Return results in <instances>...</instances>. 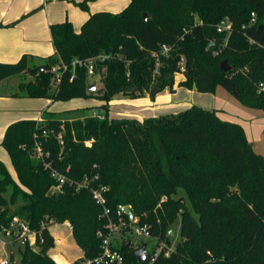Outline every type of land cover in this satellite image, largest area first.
<instances>
[{
    "label": "trees",
    "instance_id": "obj_1",
    "mask_svg": "<svg viewBox=\"0 0 264 264\" xmlns=\"http://www.w3.org/2000/svg\"><path fill=\"white\" fill-rule=\"evenodd\" d=\"M90 1L79 4L86 8ZM224 19L231 29L219 31ZM51 31L54 54L38 62L31 55L0 62V81L22 75L12 96L53 102L97 98L105 113L79 119L67 117L77 109L48 112L43 121L8 126L1 144L17 179L0 160V229L12 231L19 217L38 232L42 248L54 247L49 226L69 220L78 246L87 257H97L102 252L97 231L106 224L91 190L99 186L107 188L108 207L130 206L153 235L169 242L170 225L181 215L175 251L155 264H264V156L254 151L241 124L199 105L144 120L109 114L117 94L155 99L173 90L182 58L185 79L179 86L212 92L221 85L245 106L264 111V0H131L120 12L91 14L79 31L69 20ZM212 41H219L214 52ZM101 53L110 57L99 62L103 85L97 90H89L85 68L74 79L67 72L58 85L51 73L40 71ZM224 59L232 69H221ZM36 142L49 153L44 159L34 157ZM53 170L78 182L88 178L89 187L67 182L54 189ZM127 243H115L124 254L122 264H142ZM20 256L18 264H58L29 244Z\"/></svg>",
    "mask_w": 264,
    "mask_h": 264
},
{
    "label": "crops",
    "instance_id": "obj_2",
    "mask_svg": "<svg viewBox=\"0 0 264 264\" xmlns=\"http://www.w3.org/2000/svg\"><path fill=\"white\" fill-rule=\"evenodd\" d=\"M82 1L84 0H0V62H18L24 55L34 56V61H36L52 55L56 52L51 31L52 25L69 20L73 23L75 30L79 31L91 14L98 11L120 12L129 5L131 0H93L88 3L86 8L79 4ZM180 76L179 82L185 79L184 74H180ZM185 88L174 86V90H164L157 94L155 99H152L148 94L132 99L133 104L140 105L136 106L139 112L135 114L137 115L135 118L144 120L147 117L178 113L191 107L190 104L184 109L183 104L175 99L178 92ZM12 95L0 92V160L6 164L13 177L17 179L11 157L1 144L8 126L19 120H44L47 117L46 113L62 112L63 110L55 108L57 101L53 102L48 98L13 97ZM66 102L69 103L66 110L85 108L89 112L97 111L94 107L103 104L101 100L95 102L85 98H75ZM31 104L41 105V108L34 111L29 108ZM217 114L222 119H227L223 113L218 111ZM110 117L115 116L110 115ZM63 224L66 225L65 222ZM70 230L72 231L71 228ZM50 233L54 237L55 243H65L64 238L60 239L54 233ZM0 234L5 237L0 235V262L8 258L10 259L9 264L11 261L13 264H18L21 256L20 246L16 247V242H14L16 230L0 229ZM6 238H9V241ZM10 244L12 246L8 247ZM79 249L81 254L78 258L82 257L84 253L80 247ZM48 254L58 264H72L78 259L60 252H48ZM12 256H14L13 259H11ZM55 256H58V259Z\"/></svg>",
    "mask_w": 264,
    "mask_h": 264
},
{
    "label": "built area",
    "instance_id": "obj_3",
    "mask_svg": "<svg viewBox=\"0 0 264 264\" xmlns=\"http://www.w3.org/2000/svg\"><path fill=\"white\" fill-rule=\"evenodd\" d=\"M256 22V14L252 13V23ZM231 22L228 19L222 20L218 25V30H230ZM164 53H168L170 47L167 45L163 46ZM108 54H98L91 57L74 58L70 63L61 61L52 64L50 67L42 66L40 68L41 72L51 73L55 85H58L63 76L67 73H71V79L76 77V70L79 68H85L88 74V78H94L98 75V65L99 62L104 61L109 58ZM159 66V63H158ZM185 71V60L182 58L180 63V73L184 74ZM158 73V67L155 70ZM261 88L264 89V83L261 84ZM43 121V120H39ZM61 143H63L62 135H59ZM49 153H44L40 142H36L34 157L37 159H44ZM46 166H49L46 164ZM52 176L56 178L58 184L54 189H60L63 184L69 182L70 185H76L77 189L89 187L88 178L83 182H78L74 179H70L66 175L53 170ZM92 193L100 205L103 206L102 218L106 219V224L103 229L97 231V236L101 240L102 252L99 256L90 258L87 257L85 252L83 253L81 259L82 264H122L124 261V254L120 251V246L115 243L130 242L131 247L137 252L142 248L143 244L146 243V251L144 261L142 264H155L158 258L162 255L170 256L173 251H175L176 244H174L171 239L170 242L165 238H161L159 235H153L151 232V226L141 222V218L134 214L133 209V219L126 213L124 204H119L117 208L112 209L107 206V201L105 197V192L107 188L92 186ZM167 199L166 196L162 197L161 202ZM66 225L73 230V226L69 220L65 221ZM12 227L16 230V235H18L24 243H28L32 246L37 244L38 232L31 229L29 224L19 217H14L12 222ZM170 234V232H169ZM132 236V237H131ZM171 238V234L168 235ZM150 240L153 241L150 244ZM115 246V247H114ZM10 259H4L0 264H9Z\"/></svg>",
    "mask_w": 264,
    "mask_h": 264
},
{
    "label": "rangeland",
    "instance_id": "obj_4",
    "mask_svg": "<svg viewBox=\"0 0 264 264\" xmlns=\"http://www.w3.org/2000/svg\"><path fill=\"white\" fill-rule=\"evenodd\" d=\"M219 52L220 51H218V54ZM36 61L38 62V60ZM180 74H181L180 72H177L175 74L174 86H179L180 83L179 79L181 77ZM28 77L30 78V76ZM22 80H23L22 75H16L8 78L3 82H0V92L7 94L16 93L19 89L18 85ZM89 82L91 84L96 85L95 90L99 89L103 85L102 74H98L96 77L89 79ZM165 90L171 91L172 89L166 88ZM260 91L264 92V89L261 88ZM13 97H20V96H13ZM88 99L94 100L95 102H98L99 100L97 98H88ZM132 99L135 98H130L122 94L115 95L112 101L110 102V110H109L110 115L115 116L117 118L120 117L135 118L137 116L135 114L139 112L137 107H139L140 105L133 104L134 101H132ZM175 99L183 104L184 109L187 108L190 104L199 105L210 110H216V111L218 110L220 113H223V116L227 118L226 120L241 124L245 129L248 140L250 141V143L253 144L254 151L264 156V111L263 110L254 109L245 106L235 96H233L230 92L224 89L221 85L216 86L215 90L212 92H199L196 88H192V89L185 88L178 92ZM65 102L66 101H57V103L55 104V108H61L60 109L61 111L62 110L66 111L67 105H69V103L67 102L65 103ZM40 106L41 105L31 104V106L29 105V108L33 109L34 111H37L39 110V108H41ZM94 108H96L97 111L89 112L88 110L85 109L84 112H81L82 110L76 108L79 111L73 112L70 115H67V117H72V118L78 117L79 119H85L87 117L99 118L104 115L105 111L101 109L100 106ZM88 144H91V141H89ZM181 194L185 196L186 202L188 206H190L191 204L186 193L182 190ZM160 203L162 202L160 201ZM160 206L161 204L158 205V207ZM181 220L182 218L181 215L179 214L175 219V221L170 225L171 228L170 230H173L174 232L171 235L170 239L174 244H177L178 241L181 239ZM50 232L57 235L58 238L60 239L64 238L66 241L65 243H55L54 247L48 250L49 253L60 252L63 254H67L69 257L72 258H78L80 256L81 254L80 249L73 236L72 231L68 226H66L63 223H53L50 225ZM1 237L5 238L3 235H1ZM6 239L8 240L9 238ZM14 242H16L15 243L16 247L20 246V249L24 248L25 245L28 244V243H24L23 240L18 235L14 237ZM152 243L153 241L150 240V244ZM11 246L12 244L8 245V247ZM30 246L37 251L43 249L41 243H37L34 246L32 245ZM55 258L58 259V256H55ZM11 264H13L12 261Z\"/></svg>",
    "mask_w": 264,
    "mask_h": 264
},
{
    "label": "water",
    "instance_id": "obj_5",
    "mask_svg": "<svg viewBox=\"0 0 264 264\" xmlns=\"http://www.w3.org/2000/svg\"><path fill=\"white\" fill-rule=\"evenodd\" d=\"M147 17H148V13H145V15H144L145 20H147ZM218 45H219V41H212V43L210 44L209 50L211 52H214L216 50V48L218 47ZM221 69L224 71H228V70L232 69V66L229 64L227 59H224L221 62ZM95 88H96L95 84H91L89 86V90H94ZM125 211L131 217V219H133V212H132L130 206H126ZM13 229H14V227H12L11 230H13ZM173 233H174L173 230H170V234L172 235ZM130 245H131V243L128 242L127 246H130ZM146 246H147V244L144 243L142 248L137 252V257L140 261H144L146 259V257H145ZM50 248H51V245L47 244L45 247H43L42 252L47 253ZM13 258H14V256H12L11 259H13Z\"/></svg>",
    "mask_w": 264,
    "mask_h": 264
}]
</instances>
